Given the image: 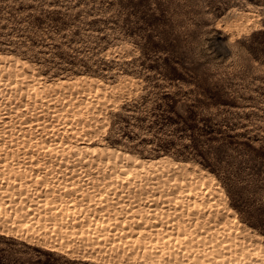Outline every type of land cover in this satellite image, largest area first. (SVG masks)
<instances>
[{"label":"rangeland","instance_id":"rangeland-1","mask_svg":"<svg viewBox=\"0 0 264 264\" xmlns=\"http://www.w3.org/2000/svg\"><path fill=\"white\" fill-rule=\"evenodd\" d=\"M242 12L253 15L254 22L239 32L231 23ZM0 52L28 60L49 82L87 75L113 84L121 77H132L129 92L116 94L115 101L100 106L108 120L94 142L102 140L143 157L169 156L204 169L224 189L227 204L241 223L264 239V0H0ZM51 159L48 164L58 167L53 171L58 177L52 170L44 174L49 177L43 181L55 190L46 193L56 199L61 196L58 203L71 195L86 202L89 189L81 187L84 178L65 182L62 158L53 160L57 164ZM60 180L62 185L73 181L75 186L61 187ZM77 184L83 190L78 191ZM112 185L96 187L102 191H96L97 197L104 192L102 198L113 197H108L110 202L118 198L117 209L122 200L128 205L124 193L123 197L107 194ZM56 186L61 188L56 191ZM122 202L119 210L129 211L132 205L124 207ZM59 205L62 215L68 207ZM165 205L153 207L157 212ZM77 206L84 211L88 205L72 207L78 210ZM3 211L0 227L14 224L15 229L25 230L21 221L31 214L16 219ZM154 222L153 229L168 226L162 220ZM78 232L75 229V235L69 234L76 237L70 234L64 242L59 240L67 246L60 245L64 248L60 250L41 244L40 235L29 242L17 230L0 233V264H133L128 251L120 253L128 259L119 254L122 260L115 252L105 254L102 247L99 253L85 251L81 243L88 240H78ZM54 238L56 243L52 238L51 244H59L58 236ZM68 240L77 248L69 243L71 250ZM73 249L96 256L86 259L89 255ZM140 259L135 264H146Z\"/></svg>","mask_w":264,"mask_h":264},{"label":"bare ground","instance_id":"bare-ground-1","mask_svg":"<svg viewBox=\"0 0 264 264\" xmlns=\"http://www.w3.org/2000/svg\"><path fill=\"white\" fill-rule=\"evenodd\" d=\"M242 13L231 23V27L239 32L254 22L253 15ZM133 82L132 77H121L112 84L87 75L58 78L49 82L43 80L28 60L12 53L0 52V211L2 213L5 210L2 208H6L7 214L10 213L13 218L23 217L26 212L31 214L30 219L24 222L20 220L25 226L24 231L21 229L23 232L15 229L14 224V227L8 226L9 222L5 221L8 227H0V233L17 230L22 233L21 237H25L23 240L29 242L37 240L40 235L38 241L41 244L60 250L64 249L60 245L65 243L61 244L59 240L70 237H66L72 234L69 232L74 233L78 229V240H88L81 243L84 246L82 248L90 251L97 249L98 252L102 247L101 251H106L105 254L107 251L115 252L118 260H122L120 253L123 250L128 251L126 255L132 254L129 257L133 259V264L139 258L146 264H228L230 260L236 264H264L263 237L241 223L227 204L224 189L210 173L169 156L143 157L102 140L94 142L108 120L101 107L107 101H115L116 94L130 91ZM60 158L61 164H65L62 169L68 173L73 172L65 174L66 171H62L67 176L63 177L65 182L74 177L78 179L77 182H81L83 177L81 187H89L85 188L89 189L87 193L84 189V203L88 205L84 211L79 208L81 205L77 206L78 210L73 208L77 203L84 204L80 202H83L80 198L82 196L78 198L79 193L76 194L78 202L71 195L68 200L66 196L65 201L59 200L61 203H58L61 196L56 199V196L46 193L50 190L55 193V190L53 184H48V180L43 181L47 177L44 174L50 170L56 172L58 168L48 164L47 159L53 163V160L61 161ZM34 164L41 171H34ZM55 172L53 174L56 176ZM39 176H43L42 179ZM98 179L102 181L97 182ZM60 181L57 185L64 184L63 180ZM68 183L61 184V187H67ZM71 183L75 186V182ZM101 184H113L107 194L117 193L121 196L120 193H124L128 197L125 201L135 210H131V206L126 211L127 203L124 204L123 200H119V206L122 202L125 211L119 210V206L117 209L115 203L118 198L117 202H110V196L107 197L109 201L104 199V192V198L97 197L96 191L100 189L96 187ZM61 187L56 186L55 189ZM78 187V191L82 189ZM90 187L95 189L90 190ZM170 201L175 205H169ZM159 203H166V207L156 212L154 208ZM59 204L68 207L62 215L58 210ZM145 206L151 207V210H144ZM58 214L59 218H56ZM8 216L11 221L12 217ZM156 220H159V224L162 220L168 226L151 228V221L155 225ZM33 227L38 235L30 231ZM54 235L58 236L59 244H51L52 238L56 243ZM75 240L79 247L78 240ZM67 243L69 247L72 245V241L68 240ZM67 250L70 252L68 248L64 251ZM74 250L79 253L80 249ZM89 256L85 258L94 257L96 253ZM108 260H111V256Z\"/></svg>","mask_w":264,"mask_h":264}]
</instances>
